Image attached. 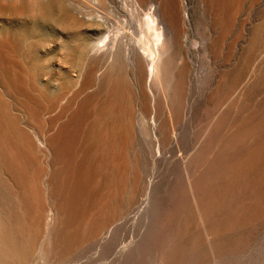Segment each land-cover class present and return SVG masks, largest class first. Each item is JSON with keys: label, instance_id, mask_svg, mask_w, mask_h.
<instances>
[{"label": "bare ground", "instance_id": "bare-ground-1", "mask_svg": "<svg viewBox=\"0 0 264 264\" xmlns=\"http://www.w3.org/2000/svg\"><path fill=\"white\" fill-rule=\"evenodd\" d=\"M222 5L0 0L27 28L0 32V264H127L129 237L147 264L236 247L223 201L231 224L235 196L264 202V14L236 65ZM46 29L65 38L48 59Z\"/></svg>", "mask_w": 264, "mask_h": 264}, {"label": "rangeland", "instance_id": "rangeland-1", "mask_svg": "<svg viewBox=\"0 0 264 264\" xmlns=\"http://www.w3.org/2000/svg\"><path fill=\"white\" fill-rule=\"evenodd\" d=\"M232 3L233 0H222V13L225 21H227V16H229L228 13L232 6ZM263 7L264 0H236V17L234 19V23L232 25L229 24V26L228 24L226 25V27L230 30L229 27L235 24L233 27L236 28V31L232 27L231 31L233 32V34L232 32L230 33V35L232 36H228L227 42L229 41L231 43L232 41H236L234 42L233 47L234 54L236 55V65L238 64L240 56L245 51L248 40L252 36L251 34H253L255 26L259 21L257 19L264 14ZM19 29H27L26 23H24L23 18H15L11 15L10 12L0 7V32ZM201 33H203L202 29L198 27L197 34L193 33V31L191 30L188 36L192 41H198ZM229 38L231 40H229ZM35 41L37 55L39 57L44 56L46 59H48L54 57L57 53H59L61 49V43L62 41L63 43L65 42V38L64 36L58 34V32H56L54 29H46L45 31L41 32L40 36H37ZM155 42L156 39L154 38V45ZM82 44H88L86 38L82 39ZM228 55L226 57H223L222 64H224L225 60L229 58ZM261 60L262 58H258L255 63L258 65ZM48 82L49 81H45L46 86ZM245 83V81L239 82V84L236 86V95L241 89L244 88ZM253 197L255 198V202L251 203L245 201L247 199V196L234 197L236 198V202L239 201V203L244 204V211L241 213V216L238 217L236 215V217L234 218V224H231L232 219L229 217L231 215L230 213L232 212L231 203L229 201L226 202V200L223 201L219 216L223 226L225 228H228V235L226 236V238L228 237L227 239L230 240L229 243L234 242L236 244V247L222 252L221 255H216L217 257L210 256L206 261L207 263L204 264H264V202L260 201L259 204L255 205L256 201H258V196ZM132 212V215H134L133 210ZM129 239L127 264H147V259L139 256L137 253L138 251L135 247V239L130 237ZM207 246L208 243L206 242L204 249L205 251L209 250V248H206Z\"/></svg>", "mask_w": 264, "mask_h": 264}]
</instances>
